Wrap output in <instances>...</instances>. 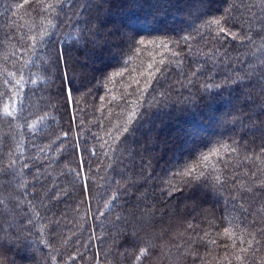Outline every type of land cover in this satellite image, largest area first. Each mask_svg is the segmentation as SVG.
<instances>
[{
  "label": "trees",
  "instance_id": "16d2710c",
  "mask_svg": "<svg viewBox=\"0 0 264 264\" xmlns=\"http://www.w3.org/2000/svg\"><path fill=\"white\" fill-rule=\"evenodd\" d=\"M0 264H264V0H0Z\"/></svg>",
  "mask_w": 264,
  "mask_h": 264
},
{
  "label": "snow or ice",
  "instance_id": "6c2138e0",
  "mask_svg": "<svg viewBox=\"0 0 264 264\" xmlns=\"http://www.w3.org/2000/svg\"><path fill=\"white\" fill-rule=\"evenodd\" d=\"M221 30H223V29H221ZM249 39H250V38H249ZM139 43L143 44L144 42L141 40V41H139ZM66 92H67V98H68V101L71 102V90H70V89H67ZM4 112H5L7 115L11 116V112L8 111V108H7V107H5ZM217 151H218V150H217ZM208 159H209L208 156H203V157H202V160H203V161H207ZM195 171H196L195 168H189V170H188L187 172H181L180 175H191V174L194 173ZM149 243H150V242H149ZM146 251H147L146 248L141 249V255L146 254Z\"/></svg>",
  "mask_w": 264,
  "mask_h": 264
}]
</instances>
